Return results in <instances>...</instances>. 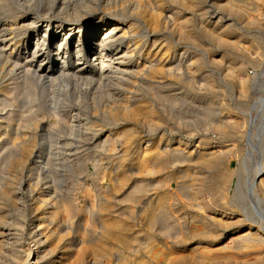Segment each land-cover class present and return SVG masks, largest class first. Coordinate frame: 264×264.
Masks as SVG:
<instances>
[{"label":"bare ground","instance_id":"obj_1","mask_svg":"<svg viewBox=\"0 0 264 264\" xmlns=\"http://www.w3.org/2000/svg\"><path fill=\"white\" fill-rule=\"evenodd\" d=\"M81 1L84 6L76 7L77 9H74L72 13L64 14L65 17L63 13H59L62 10L59 8V12H57L59 14L47 16L50 14L48 13L49 9L51 10L49 7L46 17L40 20L41 11L39 13L31 6L29 3L31 0H0V63L4 67L10 68V74L20 68L23 70L24 76L32 77L34 82H30V86L25 87V91L28 93V98L32 99V103H35V107L37 105L39 110L45 109L49 117L57 118L55 123H62L65 118L70 119L69 128L71 131L69 129L67 133H71L73 138L67 140L65 144L68 145L79 135L86 134L83 133L84 130L79 131L80 127L88 128L94 124L106 122L116 125L118 129H111L106 136H103L105 137L103 140L100 136L101 131L94 133L92 137L97 141L96 149L90 156L95 158L106 154L118 155V157H115V163L113 161L112 166L107 167L106 170V166L103 168L101 164H98V171L94 170L96 174L91 179L88 177L82 180V183L80 179V181L77 179L85 193L96 198L82 206L75 200L74 197L77 196H74L73 189L72 192L70 191L71 193L65 189L67 194L61 193L56 184V181L59 180H53V182L55 181L54 185L47 183L46 187L43 185L47 193L44 195L49 197H45V199H42L43 196L41 197L40 207L35 212L37 222H30L27 229L33 245L37 246L34 249L23 247L24 250L30 251L28 257L24 258V255L13 250L14 247L12 249V244L17 242L18 231L24 227L23 221L20 222L17 217L14 218L15 216L13 217L9 213L4 200H9L12 203L11 207L20 203V198L17 196L20 194L18 190L22 191L26 184L21 179L22 177L18 176V172L21 173L25 170L32 155L35 157L33 161L35 167L47 170L48 164L51 166L53 162H51L52 159H46L44 145L39 147L38 144L41 140V144H43L46 137L52 138L55 129L51 128L52 126L45 127L43 120L39 117V111L26 114L23 109L10 113L8 115L9 127H14L17 124L16 129L8 132L9 129L0 124V134L3 131L8 132L7 135L5 134L7 147H1L0 144V149L5 148L7 152L9 149V153H5L3 158L1 157L3 153H0V264H5V262L9 264L10 257L20 264H227L234 259L236 253H241L244 250H253L257 256L255 261L253 259L252 262L239 263L241 260H236V262L234 260L233 264H264V102L260 104V99L252 101L251 112L246 113L250 114L248 121L251 125L246 142L244 133L242 134V129H240L241 119H243V123L248 122L244 120L245 115L242 118L240 115L239 117L236 115L238 119L236 117L233 120L231 114H229L230 119L226 114L228 117H215L216 119L213 118L209 125L208 123L205 125L217 129L221 132L220 134L231 136L232 143L216 145L215 140L213 142L208 138V140L201 138L197 142L187 141L186 138H184L185 140L180 139V137H177L179 138L177 140L147 139L148 144L146 143L144 148L138 147L139 149L137 148L136 151L133 150L135 152L131 156L130 154L128 157L121 156L124 151L130 152L129 148L133 145H138L140 139L136 131L138 125H145L153 130V127L160 123V116L158 117L155 113L157 103L162 104L165 101L168 104V102L175 101L174 103L179 108L193 105L194 102L186 100L188 94L185 95L187 91L185 92L184 89L187 87L195 93L202 91L200 88L203 86L205 90L208 85L213 89L208 88V92L210 90L213 93L215 90L216 92L220 91L221 85L218 87L220 83H217L219 80L215 82L211 77L213 74L210 76L207 73L208 84L205 80L207 86L205 87L204 83L200 87V77L205 75L202 69V61L205 59L203 60L204 57L202 58L198 51H189L183 40L192 42L191 44L194 43V46L197 43L200 45V30L205 29L203 31H208L209 35L215 37V41L220 45L238 51L237 53L241 55L247 53L242 48V41L249 42V44L246 43L251 47L247 46V48L260 49L258 40L261 37L258 39V36L261 33L258 34L260 29L258 27L262 25L263 21L260 22L259 19L262 15H254V17L251 15V12L253 14L258 10V0H227L228 11L247 17L246 23L243 21L244 26L248 29L246 32L238 31L232 22L227 23L221 18L216 20V17H220L216 11L221 9L211 12L213 16H210V21H205L202 17L208 7H215L208 5L207 1L209 0H169L170 3L166 0ZM59 2L62 3V0ZM74 3L76 4V1L72 6ZM217 5L220 8L222 4L219 2ZM44 8L46 11V5ZM250 15L252 18H248ZM262 18L264 19V17ZM42 24H45L44 29L41 28ZM167 27H172L170 31L174 30L177 33L178 38L175 35L177 38L175 46L171 42H167L168 39L164 43L165 37L164 39L156 37L160 31H164V28ZM245 27L242 28L244 31ZM261 28L264 29L263 25ZM76 36L77 38L74 39ZM31 40L36 42L33 48H29ZM203 43L205 44V42ZM197 46L195 47L197 48ZM173 47L175 48L173 49ZM19 48H21L20 52L17 51ZM248 50L250 51V49ZM261 51L259 52L261 53ZM212 54L214 55V53ZM241 55L234 58L233 56H223L221 59L218 57L221 60L219 68L223 65L229 74L237 73L245 83L247 76H243L241 63L244 61L241 62ZM206 56L208 55L206 54ZM246 58L248 59V57ZM209 60L215 61L211 57ZM36 63H40L39 68L36 66L38 69L34 68ZM204 64L207 65L205 62ZM241 80H238L239 86L240 83H243ZM244 83L240 87L241 89L245 88ZM224 88L226 87L224 86ZM14 89L10 88L8 93H12ZM236 90H238L237 87ZM245 91L244 89L236 91L238 93L231 91L233 94H237L234 96L236 97L234 100L237 101L236 103L239 102L243 108L247 107L248 102ZM170 96L173 100L169 99ZM166 99L170 101L167 102ZM217 100L218 98L216 100L213 98L212 103L210 100L207 101L213 104V108L209 106V109H204V112L207 110L211 112L210 108L213 111L218 108L224 109L226 105H221ZM29 102L31 103L30 100ZM166 104L160 106L165 108ZM171 105L173 106L172 103ZM203 105L205 106V102ZM195 106L197 107V105ZM29 107L32 108V106ZM67 107H71L69 112L64 110ZM202 107L198 109L203 110ZM228 107L231 109V106ZM82 108L92 110L93 116L83 113ZM184 108L181 109L184 110ZM225 109L227 108L225 107ZM225 111L221 113L223 114ZM166 113L165 115H167ZM171 113L172 111H170ZM174 113L176 112L174 111ZM212 113H209L210 116ZM214 114L215 116L219 115H216L215 112ZM174 115L177 118L179 116L178 114ZM205 117L207 118V116ZM211 117H209L210 120ZM163 119H160L161 126L168 120ZM40 124H43L42 131L46 135H38L35 132ZM166 124L164 126H168L169 123ZM100 127L102 126L100 125ZM243 127L245 126L243 125ZM46 128L48 129L46 130ZM246 128L248 129L247 126ZM32 129L35 133L32 132ZM207 129L205 130L207 131ZM93 130L95 129L92 128L91 131ZM201 130L205 132V130ZM190 131L191 128L189 132L187 131L188 134ZM169 133L171 134V132ZM193 133L190 134L193 135ZM198 134L197 137L201 135ZM38 140L40 141L38 142ZM50 147L51 145L48 148ZM58 149L64 151V149ZM51 150L53 151V149ZM51 150L49 149V151ZM78 151L80 150L78 149ZM66 152H69V149ZM233 158H238L241 162L239 175H235V171L229 170L228 163ZM64 159L67 160V158L62 160ZM3 160L5 161L4 165ZM48 170L50 171L49 168ZM54 170L56 171V169ZM48 174L47 178L51 177ZM79 175L81 176V174ZM106 175L110 179L105 188L101 179H104ZM31 178L29 177V179ZM66 179L68 180V178ZM235 179L239 182L237 181L236 190L232 193L231 188ZM70 180H73L75 186L78 185L74 182L73 177ZM35 181L33 182L36 183L37 181ZM16 185L18 190H16ZM28 185L31 184L28 183ZM71 186L73 187L72 183ZM14 208L16 209V206ZM17 209L20 210V208ZM19 212L22 214L23 210ZM67 229L70 232H67ZM180 245H191L190 251L187 250L190 253H183L184 255L180 254L176 257Z\"/></svg>","mask_w":264,"mask_h":264},{"label":"rangeland","instance_id":"obj_2","mask_svg":"<svg viewBox=\"0 0 264 264\" xmlns=\"http://www.w3.org/2000/svg\"><path fill=\"white\" fill-rule=\"evenodd\" d=\"M37 2V3H34V2ZM31 0V2H29V3H31V6L36 10V11H38L39 13H40V11H41V13L39 14L40 16V20L42 19V18H44V17H46V15L48 14V13H50V14H48L47 16H51V15H53V14H59V13H63V15L64 14H68V12H70V13H72L73 12V10L75 9H77V8H80L81 6H84V3H82V1L81 0H62V3H65L66 5H70V6H66L65 4H62L61 2H59V0H41V1H43V2H41L40 0ZM38 1H40V2H38ZM57 1V2H56ZM74 1H76V4L74 3V6H72L73 5V2ZM81 3H80V2ZM168 3H170V1L169 0H166ZM212 1H213V3H212ZM212 1H207V3H208V5H212V6H215V7H217L218 5L217 4H219V2H220V4H222V5H220V8H219V6H218V8H215V7H211V8H213L212 10H211V8L210 7H208V10L205 12V15L207 14V16H203L202 18H204V20L205 21H210V16H213V12L217 9H221L220 11L218 10V11H216V12H218L219 14H218V16H220V17H216V20H217V18H221V20H223V21H227V23L229 22V23H233L235 26V28L238 30V31H243V32H246V30H248L244 25V23H246L245 22V19H247V17L245 16V15H238V14H235L234 12L232 13V11L230 12V11H228L227 9H229L228 8V4H227V0H212ZM69 2H71V3H69ZM260 2V3H259ZM40 3V4H39ZM47 3V4H46ZM61 3V4H60ZM78 3V4H77ZM80 3V4H79ZM215 3H217L216 5H215ZM35 4V5H34ZM38 4V5H37ZM52 4V5H51ZM214 4V5H213ZM45 5H46V11H45ZM60 5H61V7H60ZM77 5V6H76ZM80 5V6H79ZM56 6V7H55ZM64 6H66V7H64ZM258 10H256V11H254L253 12V14H252V12H251V15H252V17H254V15L255 16H261L259 19H260V22H262V25H263V28H264V19L262 18V17H264V1L263 0H258ZM40 7V8H39ZM49 7H51V10L49 9ZM56 9H55V8ZM63 7V8H62ZM69 8V10H71V11H69L68 10V8ZM70 7H71V9H70ZM75 7V8H74ZM77 7V8H76ZM40 10H39V9ZM62 9L60 12L58 11L59 9ZM65 8V9H64ZM49 9V11H48V13H47V10ZM55 9V10H54ZM68 10V11H67ZM226 12H224V11ZM55 11H56V13H55ZM65 13H64V12ZM57 12H59V13H57ZM208 12V13H207ZM212 12V13H211ZM228 12H230V13H228ZM255 12H257L258 14L256 15V13ZM228 13V14H227ZM260 13V14H259ZM43 14V15H42ZM224 14V15H223ZM230 14V15H229ZM234 14V15H233ZM45 15V16H44ZM229 17H228V16ZM233 15V16H232ZM236 15V16H235ZM238 15V16H237ZM251 15L250 16H248V18H250L251 17ZM61 16V15H60ZM231 16V17H230ZM245 16V17H244ZM64 17H65V15H64ZM251 17V18H252ZM64 19V18H63ZM231 19V20H230ZM262 19V20H261ZM243 21H244V23H243ZM236 23V24H235ZM262 25L260 26V27H258V28H260L259 30H258V34L259 33H261V35L259 34V36H258V39H259V37H261L260 38V40H258V43H259V45H260V49H258L259 51H261V53L258 51V50H256V48L254 49L253 48V50H252V48H250L251 46L250 45H248L249 44V42L248 41H242V48H244V51H246L247 53H245V54H239V53H237L238 51H233L232 49H230L229 47L227 48V46H223V45H220V43H218L217 41H215L216 40V38L215 37H211L210 35H209V33H208V31H203V30H205V29H201L200 30V40H201V42H200V45H199V43H197L198 44V46H197V44H195V46H197V48L194 46V43L193 44H191L192 42H189V41H185V40H183V43L185 44V45H187L186 47H187V49L189 50V51H198L199 53H200V55H201V57L203 58V60L204 61H202V69L204 70V73H205V75H202L201 77H203V78H201L200 77V87H201V85H203L204 83H205V80H206V83L208 82L207 81V73L211 76L212 74V79L213 80H215V82H216V80H219L217 83H220V84H218V87H219V85H221L220 87H219V89H220V91H217L216 92V90L214 91V93L211 91V90H213L209 85V87L206 85V83H205V87H206V89L204 90V86L202 87V88H200V89H202V91H201V93H200V91L198 92V93H195V91H193L192 89L190 90V88H185L184 90H185V95H187L186 96V100H188V102H190L189 100H191L192 102H194L193 103V105H190V106H183V107H181L182 109L184 108V110H182L181 108H179V106H177L176 105V103H174V102H168V100L170 99V100H173V98L170 96L169 97V99H166V101L168 102V104H166V102L164 101V102H162V104L161 103H157L156 104V106H155V113H156V115H158V117L160 116V118H159V121H160V123L159 124H157L155 127H153V130H152V128H150V127H148V126H145V125H138V127H137V132H138V135H139V143H138V145H133L132 147H130L129 148V150H130V152H125L124 151V154H122V152H121V156H129V154H130V156L132 155V153H134L136 150H137V148L138 147H140V148H144L147 144H148V142L146 141L147 139H151V140H158V139H160V138H162V139H175V140H177V139H179V138H177V137H180V139H184V138H186V140L187 141H189V140H194L195 142H197V141H200L201 140V138L202 139H205V140H211V141H213V140H215V141H213V142H215L216 143V145H218V144H227V143H232L233 141V138H231V136H225V135H223V134H220L221 132L220 131H217V129L215 130L214 128H210V127H208V125L210 124V122L213 120V118H215V117H218V118H225V116L226 117H228L229 116V118L228 119H230V117L231 118H233V120L234 119H236V117L238 116L239 117V115L241 116V118H242V116H244L245 118H244V120H246V121H248L249 119H250V114H246V113H248V112H251V105H252V103L254 102V100H259L260 101V104H262V102H264V39H263V37H264V29H262L261 27H262ZM238 27H240V28H238ZM243 27H245V31H244V29H242ZM42 29H44L45 28V24H42V27H41ZM172 27H167V28H164V31L165 30H167V31H160V34L158 35V36H156L157 38H160L161 37V39H164V37L166 38L165 40H164V43H165V41H167V39H168V41L167 42H171L172 44H173V46H175V42H177V33L173 30V32H171L170 30H172L171 29ZM263 30V31H262ZM43 31V30H42ZM169 31V33H167ZM176 33V34H175ZM63 34V33H62ZM165 34V35H164ZM203 34H205V35H203ZM175 35H176V37H175ZM205 37H203V36ZM211 38H210V37ZM203 37V40L201 39ZM206 37H207V40H205L206 39ZM75 38H77V36L76 37H74V39ZM210 38V39H209ZM215 38V39H214ZM214 39V40H213ZM175 40V41H174ZM210 40V41H209ZM203 42H205V44L203 43ZM209 42H211V43H209ZM214 42H217V43H214ZM189 44H191V45H189ZM202 44V45H201ZM211 44V45H210ZM218 44V45H217ZM247 44V45H246ZM36 45V42L34 41V40H31L30 42H29V48H33L34 46ZM204 45H206L205 47H203ZM208 45V46H207ZM190 46V47H189ZM191 46H194V47H191ZM219 46V47H218ZM245 46H246V48H245ZM247 46H250L249 48H247ZM23 47H24V45H23ZM185 47V48H186ZM204 49H203V48ZM223 47V48H222ZM263 47V48H262ZM175 47H173V49H174ZM207 48V49H206ZM228 49V50H227ZM230 49V50H229ZM247 49V50H246ZM248 49H250V51L248 50ZM20 50H21V48H19V49H17V51L18 52H20ZM226 50V51H225ZM255 50V52H253ZM201 51V52H200ZM206 51H207V53H206ZM213 51V52H212ZM218 51H219V53H218ZM230 51V52H229ZM259 53H258V52ZM205 52V53H204ZM208 52H209V54H208ZM232 52V53H231ZM249 52V53H248ZM251 52H252V54H251ZM259 54L258 56H257V58H256V55H257V53ZM211 53V54H210ZM212 53H214V55L212 54ZM230 53V54H229ZM236 55H235V54ZM255 53V54H254ZM206 54L209 56H206ZM224 54V55H223ZM247 54V55H246ZM262 54V55H261ZM202 55H204V56H202ZM233 56V58L234 57H236V56H240L241 55V62L242 61H244V62H242L241 64H242V70H243V76H245L244 78H245V80L247 79V81H245V83L238 77L239 75L236 73L235 74V72L231 75V74H229L228 72H227V69L226 68H224V66L222 65V67H220L219 68V66H221V57L223 58V56ZM246 56V57H248V59L246 58V57H244V56ZM250 55V56H249ZM73 56H75V55H73ZM260 56V57H259ZM208 57V58H207ZM210 57H211V59L213 58L215 61H216V63H214L213 64V62H215V61H213V60H209L210 59ZM215 57V58H214ZM220 59H219V58ZM245 58L246 60H244L243 58ZM252 57V58H251ZM75 58V57H74ZM238 58V57H237ZM254 58V59H253ZM239 59V58H238ZM218 60V61H217ZM209 62V64H208V62ZM212 61V62H211ZM204 62L205 63H207V65L206 64H204ZM210 63H212L211 65H210ZM219 65H218V64ZM244 63V64H243ZM211 67H210V66ZM213 65V66H212ZM215 65V66H214ZM217 65V66H216ZM39 68V66H40V63H36L35 64V66H34V68L35 69H38L37 67ZM253 66V67H252ZM260 66V67H259ZM2 67H4L1 63H0V124L1 125H3L4 127H6V129L8 128L9 129V131L8 132H12V131H14L15 129H16V125L14 126V127H9V123H10V119H9V114L10 113H15L16 111H22L23 109V111L26 113V114H30V113H33V112H37V111H39V117H40V119H42L43 120V123H44V125H45V127H48V128H50L51 126V128H54L55 130H54V134H53V137L52 138H50V139H48V137H46L45 138V142L43 143V144H41V142H42V140L40 141V140H38V142H39V144H38V146L40 147V146H43L44 145V148H43V150L45 151V157H46V159L48 160V159H52L51 160V162H53V163H51V166H50V164H48V168L50 169V171L48 170V168H47V170H43L42 168H37V167H35V165H34V163H33V161L35 160V157H34V155H32L31 157H30V159L28 160V165H27V167L25 168V173H24V171H22L21 173H19L18 172V176L20 175V177H22L21 179H23V181L25 182V186H24V188H22V191L21 190H18V187H19V185H18V187H17V185H16V187H17V189L16 190H18V193H20L19 195L17 194V196L20 198H18L20 201V203H18V204H16V205H14L13 207H11V205H12V203L9 201V200H4V204H5V206H6V208H7V210L9 211V213H11L12 215H13V217L14 218H16L17 217V219H19V221L20 222H22V224H23V226L24 227H21L20 228V233H19V231H18V239H17V242H16V244H12V249H13V247H14V251H16V252H18V253H21V255L24 257V258H26V257H28L27 255L29 254V250L28 249H30L31 247H32V249H34L37 245H33V243H32V241H31V239H30V237H29V235H28V233H27V229H28V227L30 226V222H35L37 219H36V211L38 210V207H40V201L42 200V199H45V197H49L48 195H44V194H47L46 193V185L48 184V185H54V182H53V180H59V181H56V184L58 185V188H59V190L61 191V193L63 192L64 194H67V192L68 193H71L72 191L75 193H73L74 194V196L76 195L77 197H74L75 198V200L77 201V203L80 205V206H82V205H84V204H86V203H89V202H91V201H93V200H95L96 198L94 197V196H90V194L88 195L87 193H85V191L82 189V187L79 185V181L81 180V183H82V180H85V179H87L88 177L91 179L93 176H95L94 174H96V172L98 171L97 169H98V164H101L102 166H103V168L105 167V170H106V168L107 167H111L112 166V164H113V161H114V163H115V160H116V158L118 157V155H106V154H103V155H101V156H97V157H92V156H90V155H92V152H94L95 151V149H96V142L97 141H95V139L93 140V138L94 137H92L93 135H94V133L95 132H97V131H101V134H100V136H102V140L105 138V137H103V136H106L107 135V133L111 130V129H113V128H115V130H117L118 129V127H116V125H113L111 122H106V123H103V124H99V123H97V124H94V126H91V127H88V128H85V127H80L79 128V131L81 132V131H83L84 130V132L83 133H86V134H83V135H79V137L77 138V139H75L74 141H72L71 140V143L70 144H65V143H67V140H69L70 138H73V136H72V134L70 135L69 134V132L67 133V131L70 129V131H71V128H69L70 127V125H71V123L69 124V122H70V119H68V118H65V121H63L62 123H63V125H62V123H55V120L57 119V118H54V117H49V115L46 113L47 111L44 109V110H39V108H38V106L36 105V107H35V103H32V99H30V98H28V93L25 91V87H28V86H30L29 85V83L30 82H34V80L33 79H31L32 77H26V76H24V73L22 72L23 70L22 69H16L15 71L17 72H13L12 74H10V72H9V70H10V68L9 67H4V68H2ZM41 67H44V66H41ZM208 67V68H207ZM219 68V69H218ZM258 68V69H257ZM212 71V72H211ZM215 71V72H214ZM225 71H226V74H225ZM246 71V72H245ZM20 72V73H19ZM215 74H214V73ZM223 73V74H222ZM219 74V75H218ZM223 76H222V75ZM233 75H234V77H233ZM237 75V76H236ZM249 75V76H248ZM221 77V79H219L220 77ZM257 76V77H256ZM22 77V78H21ZM219 77V78H218ZM226 79V81H227V83H226V81H225V79ZM233 77V78H232ZM238 77V78H237ZM250 77V78H249ZM30 78V79H29ZM215 78V79H214ZM218 78V79H217ZM230 78V79H229ZM256 78V79H255ZM228 79V80H227ZM233 79V80H232ZM235 79H238V80H241V82H243L244 83V85H246L245 86V88H242V89H244V91L247 93L246 95H247V97H248V102H247V107L246 108H243V107H241V105L239 104V102L238 103H236L237 101L236 100H234V99H236V97H234V96H237V94H233V92L234 93H238L239 91H242V89L240 88L241 86H243V83L241 84L240 83V86H239V81L238 80H235ZM25 81H26V83H25ZM204 81V82H203ZM225 81V82H224ZM258 81V82H257ZM261 81V82H260ZM202 82V83H201ZM224 82V83H223ZM232 82V83H231ZM236 82V83H235ZM248 84H247V83ZM263 82V83H262ZM221 83H223V84H221ZM228 83H230V84H228ZM238 83V84H237ZM251 83V84H250ZM208 84V83H207ZM225 84V85H224ZM226 84H227V86H226ZM261 84V85H260ZM226 87V88H224V86ZM237 85V86H236ZM252 85V86H251ZM260 86H262V87H260ZM17 87V88H16ZM236 87H237V89L238 90H236ZM10 88H15L14 90H12L11 92L13 93V95H12V93H8L9 91H10ZM211 89L209 92H208V90L209 89ZM221 88H222V92H221ZM224 88V89H223ZM234 88V89H233ZM253 88V89H252ZM188 89V90H187ZM216 89V88H215ZM232 89V90H231ZM241 89V90H240ZM204 90V91H203ZM224 90V91H223ZM249 90V91H248ZM253 90V91H252ZM40 91V90H39ZM227 91V92H226ZM229 91V92H228ZM231 91H233V92H231ZM236 91H238V92H236ZM27 93V94H26ZM213 93V94H212ZM219 93V94H218ZM25 96H24V95ZM189 94H190V96H189ZM195 95V96H193V95ZM218 94V95H217ZM225 94V95H224ZM229 94V95H228ZM230 94H231V96H230ZM251 94V95H250ZM15 95V96H14ZM22 95V96H21ZM203 95V96H202ZM206 95V96H205ZM222 95V96H221ZM228 95V96H227ZM5 96V97H4ZM17 96H18V98H17ZM196 96H198V97H196ZM218 96H220V97H218ZM223 96H224V98H223ZM225 96H226V98H225ZM251 97V100H250V97ZM3 97V98H2ZM9 97V98H8ZM22 99H21V98ZM193 97V98H192ZM196 97V98H195ZM230 97H232V98H230ZM255 97V98H254ZM6 98H8V99H6ZM15 98V99H14ZM25 98V99H24ZM188 98V99H187ZM195 98V99H194ZM202 98V99H201ZM206 98V99H205ZM210 98V99H209ZM214 98V100H216L217 98H218V100L217 101H219V103L221 104V105H226L225 107L227 108V109H225V107H224V109H216V111H213L212 110V108H213V104H211L212 103V99ZM221 98V99H220ZM4 99V100H3ZM14 99V100H13ZM31 101V103L29 102V100ZM202 101V103H201V101ZM205 99V100H204ZM210 100V102H207V101H209ZM7 100H9V101H7ZM15 101V102H12V101ZM25 100V101H24ZM169 100V101H170ZM194 100V101H193ZM198 100V101H197ZM224 100H225V102H224ZM234 100V101H233ZM5 101H7V102H5ZM17 101V102H16ZM24 101V102H23ZM195 101H197L196 103H195ZM253 101V102H252ZM4 102V103H3ZM204 102H205V106L207 107H205L203 104H204ZM224 102V104H222ZM232 102H234V103H232ZM3 103V104H2ZM6 103H8L7 105H10V104H12V103H14V104H12L11 106H7L6 105ZM16 103V104H15ZM26 103H27V105H26ZM29 103V104H28ZM171 103L173 104V106L171 105ZM206 103H207V105H206ZM164 104H166V106H165V108L163 107V106H160V105H164ZM191 104V103H190ZM201 104V105H200ZM209 104V105H208ZM212 106H211V105ZM6 105V106H5ZM187 105H189V104H187ZM195 105H197V107L195 106ZM25 106V107H24ZM29 106H32V108H30ZM176 106H177V108H176ZM193 106H195V107H193ZM201 106H203L202 107V109L203 110H199V109H201L200 107ZM209 106L210 107H212V108H210L211 109V112H213L212 113V117L210 116V114H211V112H208V110H207V112H204V109L206 110V109H209ZM228 106H231L230 108L232 109V111H230L231 109H229V107ZM239 107V109H238V107ZM6 107V108H5ZM18 109H17V108ZM22 107V108H21ZM31 109H29V108ZM35 107V108H34ZM172 107H173V109H172ZM236 107V108H235ZM5 108V109H4ZM14 108V109H13ZM33 108H34V111H32L33 110ZM68 108V109H67ZM67 108H64V110L66 109V110H68V112H69V110H70V108L69 107H67ZM171 109V110H169V109ZM176 108V109H175ZM199 108V109H198ZM244 109V111H243V109ZM83 109V113H85L86 115H88V116H93L92 114H94V112H92V110H86V108H82ZM182 111H181V110ZM242 109V110H241ZM247 109V110H246ZM12 110H14V111H12ZM86 110V111H85ZM164 110H166V111H164ZM220 110H222L223 112L225 111V113H221L222 111H220ZM238 110V111H237ZM170 111H172V113L170 114ZM174 111L176 112V113H174ZM181 111V112H180ZM203 111V112H202ZM210 111V110H209ZM220 111V112H219ZM229 111V112H228ZM235 111H237L236 113H235ZM241 111V112H240ZM28 112V113H27ZM89 112V113H88ZM165 112H167L166 114L167 115H165ZM179 112V113H178ZM214 112L216 113V115H218L219 113H221V114H219L218 116H215V114H214ZM219 112V113H218ZM232 112H233V114H232ZM239 112H240V114H239ZM8 113V114H7ZM170 115H169V114ZM206 113H210L209 114V116H208V114H206ZM218 113V114H217ZM243 113V114H242ZM245 113V114H244ZM174 114H178L179 116H178V118L177 117H175V115ZM205 114V115H204ZM213 114H214V116H213ZM228 116H227V115ZM229 114H231V116L229 115ZM242 114V115H241ZM4 115V116H3ZM202 115H204V116H202ZM237 115V116H236ZM43 118H42V117ZM170 116V117H169ZM174 116V117H173ZM182 116V117H181ZM205 116H207V118L205 117ZM247 116V117H246ZM8 117V119H6ZM205 117V118H204ZM209 117H211V120L209 119ZM238 117H237V119H238ZM5 118V119H4ZM164 118V119H163ZM170 118V119H169ZM177 118V119H176ZM202 118H204L205 120L207 119L208 121H205L204 119H202ZM248 118V119H247ZM44 119H46V120H44ZM101 119V118H100ZM160 119H163V120H167V122H163L164 123V125H167L166 123H169L168 124V126H164V125H162L161 126V120ZM216 119V118H215ZM242 121V126H241V128L240 129H242V134L244 133V141L246 142V140H247V137H248V135H249V130H250V128H251V125H250V122L248 121V122H245V123H243V119H241ZM68 121V122H67ZM162 123V124H163ZM205 123H208V125H205ZM55 124V125H54ZM99 124V125H98ZM8 125V126H7ZM43 125V124H42ZM42 125L40 124L37 128H36V130H35V132L38 134V135H41V134H44V135H46L43 131H42V129H43V127H42ZM100 125L102 126V127H100ZM107 125V126H106ZM159 125H160V127H159ZM202 125H203V127H202ZM243 125L245 126V127H243ZM186 126V127H185ZM198 126V127H197ZM208 127V129L210 130H208L207 129V127ZM246 126L248 127V129L246 128ZM250 126V127H249ZM99 127V128H98ZM104 127V128H103ZM145 127V128H144ZM148 127V128H147ZM167 127V128H166ZM205 127V128H204ZM48 128H46V130L48 129ZM66 128V129H65ZM83 128V129H82ZM89 128H90V130H89ZM92 128L93 129H95V130H93V131H91L92 130ZM110 128V129H109ZM160 128V129H159ZM169 128V129H168ZM190 128H191V131H190V133L191 132H194L193 133V135H191L190 133L188 134V132H189V130H190ZM199 128V130H197ZM243 128H246V129H243ZM63 129H64V131H63ZM85 129H87V130H85ZM138 129H140V130H138ZM143 129H144V131H143ZM148 129H149V131H148ZM166 129V130H165ZM168 129V130H167ZM172 129V130H171ZM174 129V130H173ZM185 129V130H184ZM186 129H188V130H186ZM201 129H203V130H205V129H207V131L205 130V132L204 131H202ZM239 129V130H240ZM11 130V131H10ZM60 133L61 132V134H59L57 131ZM61 130V131H60ZM159 130V131H158ZM171 130V131H170ZM197 130V131H196ZM246 130V131H245ZM29 131V130H28ZM91 131V132H90ZM175 131V132H174ZM188 131V132H187ZM217 131V132H216ZM241 131V130H240ZM245 131V132H244ZM8 132H5V131H3L1 134H0V144H1V147H3V146H5V147H7L6 145L8 144L7 143V136L5 137V134L7 133L8 134ZM32 132H34L33 131V129H32ZM34 132V133H35ZM145 132V133H144ZM169 132H171V134L169 133ZM195 132H196V134H195ZM144 133V134H143ZM198 133H200L201 135L200 136H198L197 137V134ZM3 134V135H2ZM6 134V135H7ZM28 135H29V133H27ZM63 134V135H62ZM69 134V135H68ZM147 134V135H146ZM182 134V135H181ZM55 135V136H54ZM68 135V136H67ZM90 135V136H89ZM181 135V136H180ZM189 135H191L190 137H189ZM199 135V134H198ZM205 135H207L206 137H204ZM2 136H4V137H2ZM82 136V137H81ZM174 136H176V137H174ZM214 136V137H213ZM60 139H59V138ZM81 137V138H80ZM194 137V138H193ZM223 137V138H222ZM79 138H80V140H79ZM208 138V139H207ZM213 138V139H212ZM225 138V139H224ZM226 138H227V140H226ZM54 139V140H53ZM199 139V140H198ZM222 139H224V140H222ZM49 140V141H48ZM58 140V141H57ZM142 140V141H141ZM185 140V139H184ZM54 141V142H53ZM219 143H218V142ZM223 141H225V142H223ZM49 142H50V144H49ZM73 142H75V143H73ZM76 142H77V144H76ZM223 142V143H222ZM244 142V143H245ZM52 143V144H51ZM60 143V144H59ZM63 143V144H62ZM79 143H80V145H79ZM90 143V144H89ZM147 143V144H146ZM73 146H72V145ZM82 144V145H81ZM84 144V145H83ZM51 145V147L50 148H48L49 146ZM62 145H64V146H62ZM65 145H66V147H65ZM71 145V146H70ZM87 145V146H86ZM55 146V147H54ZM70 146V147H69ZM85 146V147H84ZM0 147V148H1ZM78 147V149L80 150V151H78V149H75V148H77ZM48 148V149H47ZM58 148H60V149H64V151L62 150V151H60ZM66 148V149H65ZM82 148V149H81ZM84 148V149H83ZM136 148V149H135ZM49 149L51 150V149H53V151L51 150V151H49ZM58 149V150H57ZM68 149H69V152H66V151H68ZM139 149V148H138ZM1 150V157L2 156H5L6 154L5 153H9V149H8V152H7V149L5 150V148H3V149H0ZM46 150H48V151H46ZM75 150V151H74ZM76 150H77V152H76ZM133 150H135V151H133ZM2 151H6V152H2ZM72 151H74V152H72ZM49 152V153H48ZM54 152V153H53ZM58 153H60V154H58ZM66 153V154H65ZM83 155H82V154ZM49 154V155H48ZM54 154V155H53ZM57 154V155H56ZM68 155V156H67ZM86 155H87V157H86ZM49 156V157H48ZM54 158H53V157ZM63 156V157H62ZM71 156V157H70ZM76 156V157H75ZM78 156V157H77ZM57 157V158H56ZM68 157H69V159H68ZM74 157V158H73ZM84 157H86V158H88L87 159V161H86V158H84ZM108 159H107V158ZM116 157V158H115ZM3 158V157H2ZM63 158H67V160L66 159H64L65 160V163H63V161L64 160H62ZM72 158V159H71ZM104 158H106V160H104L103 161V159ZM59 159H60V161H59ZM71 159V160H70ZM76 159V160H75ZM92 159V160H91ZM62 160V161H61ZM93 160H94V162H93ZM2 161V160H1ZM4 161V160H3ZM79 161H81V162H79ZM86 161V162H85ZM107 161V162H106ZM78 162V163H77ZM3 163V165H4V163H5V161L4 162H2ZM80 163H82L81 165H80ZM95 164V165H93V164ZM54 166H53V165ZM68 167V169H70V170H68L67 169V167L65 166V165ZM70 164V165H69ZM75 164V165H74ZM108 164V165H107ZM58 165V166H57ZM71 165H73V166H71ZM77 165H79V166H77ZM110 165V166H109ZM30 166H32V167H30ZM53 166V167H52ZM57 166V167H56ZM61 166V167H60ZM71 166V167H70ZM75 166V167H74ZM29 167V168H28ZM59 167V168H58ZM77 167H78V169H77ZM228 167H229V170H231V171H235L234 172V174L235 175H239V173H240V169H241V162H240V160L238 159V158H233L232 160H230V162L228 163ZM239 168V169H238ZM28 169H30V170H28ZM54 169H56V171L54 170ZM77 169V170H76ZM27 170V171H26ZM34 172H33V171ZM40 170V171H39ZM75 170H76V172H79V173H76L75 172ZM79 170V171H78ZM96 172H95V171ZM32 171V172H31ZM36 171V172H35ZM48 171V172H47ZM65 171V172H64ZM31 172V173H30ZM50 172V173H49ZM58 172V173H57ZM107 172H108V170H107ZM29 173H30V176H28L29 175ZM32 173H33V176H32ZM38 173V174H37ZM45 173H49L50 175H51V177L49 176V174H48V178H47V174H45ZM63 173V174H62ZM16 174H17V171H16ZM58 174V175H57ZM75 174V175H74ZM79 174H81V176L79 175ZM93 174V175H92ZM22 175V176H21ZM35 175V176H34ZM52 175H53V177H55V178H53L52 177ZM56 175V176H55ZM62 175V176H61ZM65 175H66V177H65ZM79 175V176H78ZM83 175V176H82ZM26 176V177H25ZM61 176V177H60ZM74 178V182L75 183H77L78 185H76L75 186V184H73V180H70L72 177ZM29 177L31 178V179H29ZM38 177H39V180H37L38 179ZM58 177V178H57ZM60 177V178H59ZM46 178V179H45ZM66 178H68V180L66 179ZM20 179V180H21ZM28 179V180H27ZM49 179V180H48ZM77 179L79 180V181H77ZM109 176L108 175H106V176H104V179H101V183H102V185H104V187L106 188L107 187V185H108V183H109ZM237 179V178H236ZM235 179V181H234V184H233V186H232V188H231V192L232 193H234L235 192V190H236V183L238 184V180H236ZM19 180V181H20ZM37 182H36V181ZM33 181H35L36 183H34ZM77 181V182H76ZM238 181V182H237ZM30 182H32V183H30ZM51 182H53L52 184H51ZM59 182V183H58ZM28 183L29 184H31L30 186L28 185ZM47 183V184H46ZM65 183V184H64ZM71 183H72V185H73V187L71 186L70 187V185H71ZM34 184H35V186H34ZM46 184V185H45ZM60 184V185H59ZM43 185H45V187L43 186ZM42 186H43V188H42ZM79 186V187H78ZM26 187V188H25ZM35 187V188H34ZM66 187H68V188H66ZM75 187V188H74ZM78 188V189H77ZM27 189V190H26ZM44 189V190H43ZM68 190L67 192L65 191V190ZM73 189V190H72ZM64 190V191H63ZM72 190V191H71ZM78 190V191H77ZM71 191V192H70ZM17 192V191H16ZM32 193V194H31ZM41 193V194H40ZM31 196V198H29L30 196ZM40 197H39V196ZM21 196H23V197H21ZM43 196V197H42ZM36 197V198H35ZM41 197H42V199H41ZM94 197V199H92ZM23 199V200H22ZM31 199V200H30ZM3 200V199H2ZM52 201V200H51ZM89 201V202H88ZM24 204V205H23ZM26 205V206H25ZM8 206V207H7ZM16 206V209L17 208H20V210L19 211H21V210H23V212H22V214L18 211V209L16 210L14 207ZM23 206V207H22ZM10 207V208H9ZM23 209H22V208ZM35 208V209H34ZM25 209V210H24ZM13 210V211H12ZM15 211H18V212H15ZM19 215V216H17V215ZM21 214V215H20ZM25 214V215H24ZM34 214V215H33ZM24 217V218H23ZM26 220V221H25ZM37 222V221H36ZM29 223V224H28ZM24 228V229H23ZM24 232V233H23ZM67 232H70L68 229H67ZM22 233V234H21ZM68 235V234H67ZM70 235V234H69ZM68 235V236H69ZM225 239V238H224ZM22 240V241H21ZM19 241V242H18ZM29 242V243H28ZM31 242V243H30ZM22 245H21V244ZM24 244V245H23ZM29 244V245H28ZM14 245V246H13ZM20 248H19V247ZM26 247H29L28 249H25L24 250V248ZM192 248V246L190 245V246H182V245H180L179 246V248H178V251H177V255H176V257L177 256H179L180 254L182 255L183 253L185 254V253H190V252H188L187 250H189L190 251V249ZM185 248V249H184ZM176 249V248H175ZM174 249V250H175ZM183 249V250H182ZM28 250V251H27ZM35 250H37V249H35ZM173 250V251H174ZM177 250V249H176ZM185 251V252H184ZM250 251H252L251 253H249ZM248 252V253H247ZM27 253V254H26ZM179 253V254H178ZM243 253H245V254H243ZM183 254V255H184ZM237 254V255H236ZM235 255L237 256H234V259L233 260H230L227 264H233V262H234V260H235V262H236V260L237 261H239V260H241V261H239V263H241V262H243V261H245V262H252L253 261V259H254V261H255V258L257 257L256 256V253L255 252H253V250H244V251H242L241 253L240 252H238V253H236ZM240 255V257H239V255ZM250 254V255H249ZM255 256H254V255ZM251 255H252V257H251ZM247 256V257H246ZM236 257V258H235ZM241 258V259H240ZM248 258V259H247ZM244 259V260H243ZM247 260V261H246ZM251 260V261H250ZM20 264V263H17L16 261H14V260H12L11 259V257H10V259H9V264ZM5 264H6V262H5ZM219 264V263H218ZM220 264H224V263H220ZM237 264V263H236Z\"/></svg>","mask_w":264,"mask_h":264}]
</instances>
